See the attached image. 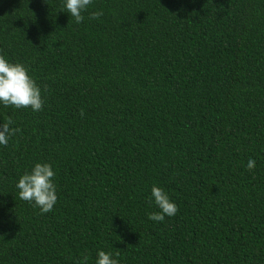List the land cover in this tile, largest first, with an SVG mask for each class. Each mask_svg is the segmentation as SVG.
<instances>
[{
	"label": "trees",
	"instance_id": "trees-1",
	"mask_svg": "<svg viewBox=\"0 0 264 264\" xmlns=\"http://www.w3.org/2000/svg\"><path fill=\"white\" fill-rule=\"evenodd\" d=\"M64 3L0 0V55L44 99L0 103V264H264V0H93L79 24ZM36 163L43 215L15 187Z\"/></svg>",
	"mask_w": 264,
	"mask_h": 264
},
{
	"label": "clouds",
	"instance_id": "clouds-1",
	"mask_svg": "<svg viewBox=\"0 0 264 264\" xmlns=\"http://www.w3.org/2000/svg\"><path fill=\"white\" fill-rule=\"evenodd\" d=\"M93 0H65L64 8L77 24L84 20L82 15ZM104 13L102 11L92 12L90 19L99 20ZM31 43V42H29ZM45 91L47 87L45 86ZM0 103L5 107L15 109L31 108L33 112L43 110L44 99L41 88L36 80L30 75L28 67L22 63H11L5 56L0 55ZM83 116V110L80 113ZM13 120L9 117L0 125V145H7L11 136L20 131L19 128L10 127ZM256 162L249 159L247 169L253 171ZM55 171L48 163H36L30 172H25L16 183L19 190V199L32 204L40 209V214H46L53 210L58 200L57 188L54 183ZM150 203H154L159 209L158 212L149 214L148 219L163 222L165 217H173L178 212V206L171 200L168 193L161 187L153 185L151 188ZM120 255L119 251L116 256ZM89 257L83 256L77 264H87ZM95 264H119L118 259L113 258L111 252L98 251Z\"/></svg>",
	"mask_w": 264,
	"mask_h": 264
}]
</instances>
